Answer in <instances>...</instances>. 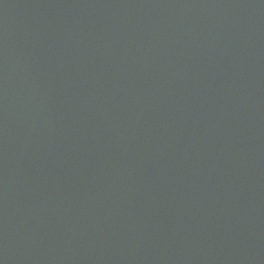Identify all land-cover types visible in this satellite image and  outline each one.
<instances>
[{"label":"water","instance_id":"95a60500","mask_svg":"<svg viewBox=\"0 0 264 264\" xmlns=\"http://www.w3.org/2000/svg\"><path fill=\"white\" fill-rule=\"evenodd\" d=\"M19 1L17 34L0 33L11 67L0 77V264H165L203 203L264 208V135L238 130L234 102L187 104L238 84L259 114L264 34L231 17L229 33H213L181 0ZM137 8L148 21L129 54L116 47L111 71L93 77L90 29L118 15L134 32ZM196 57L208 63L189 77ZM260 249L220 264H256Z\"/></svg>","mask_w":264,"mask_h":264},{"label":"bare ground","instance_id":"6f19581e","mask_svg":"<svg viewBox=\"0 0 264 264\" xmlns=\"http://www.w3.org/2000/svg\"><path fill=\"white\" fill-rule=\"evenodd\" d=\"M214 81H216L218 84H220L222 82L228 81V79L218 77V78L214 79L212 82H214ZM212 82H209V83L211 84ZM220 91L217 90L216 88H211L210 90H208L206 95L218 97V98H220V100L226 101L225 102L226 106H228L229 104H232L234 102L238 111H239V118L242 120L241 125L238 126V130L245 132V133H248L249 135H251L254 138H258V139L262 138L264 135V121H263V119H264V107L262 106V110L260 111L259 114L252 115V113L245 108L243 102L238 98L239 96H241L243 94L244 91L240 90V88L238 86H236L235 84H230L227 88L220 90ZM113 92L118 93V91H116V90ZM250 92H252L251 89H250ZM251 99H252V101L260 102L262 105V99L258 96L257 93H254V95L252 96ZM231 107H229V109ZM223 108L225 110H228V109H226L227 107H223ZM255 229H256V226H252L250 228L245 226L243 228V233H251ZM263 241H264V239H263ZM236 256H237L239 261H242V262L245 261V255L244 254L238 253ZM200 263H202V262H200Z\"/></svg>","mask_w":264,"mask_h":264}]
</instances>
